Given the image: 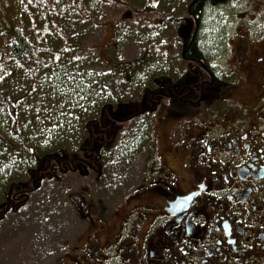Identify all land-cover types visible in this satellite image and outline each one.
I'll return each mask as SVG.
<instances>
[{
  "label": "flooded vegetation",
  "instance_id": "obj_1",
  "mask_svg": "<svg viewBox=\"0 0 264 264\" xmlns=\"http://www.w3.org/2000/svg\"><path fill=\"white\" fill-rule=\"evenodd\" d=\"M177 6L180 12L166 8V16L156 17L159 26L148 22L165 30L171 25L162 18L181 17L168 39L157 35V57L163 68L172 62L184 67L164 70L148 83L158 92L147 91V103L142 100L139 113L131 114L143 120V140L120 149L127 141L123 126L136 122L128 115L106 119L102 113L95 129L86 130L90 141L94 133L102 138L97 161L85 167L102 173L142 163L132 200L119 205L128 216L103 243L101 208L94 217L87 194H76L72 208L91 224L80 247L85 257L77 261L70 252L58 264H264V0H187ZM215 18H221L219 27L208 31ZM85 140L80 147L87 151Z\"/></svg>",
  "mask_w": 264,
  "mask_h": 264
},
{
  "label": "rangeland",
  "instance_id": "obj_2",
  "mask_svg": "<svg viewBox=\"0 0 264 264\" xmlns=\"http://www.w3.org/2000/svg\"><path fill=\"white\" fill-rule=\"evenodd\" d=\"M39 1L0 0V95L16 105L20 121V137L12 139L9 116L0 105V178L7 181L17 178L19 182L23 181L22 184L26 183V177L35 163L29 146L33 139L37 142L32 147L40 152L56 147H62L65 152L78 149L82 152L77 155V160L68 162L74 167L65 165V170L60 167L50 169L48 177H40L33 183L32 191L28 187L21 189L26 197L25 203L15 211L10 209L3 213L0 221V264H58L60 259L67 260L71 254L78 256L74 257L77 261L84 258L80 247L90 235L91 224L82 220L72 208L70 200L78 193L87 194V201L94 205V217L99 215L100 208L102 210L106 224L102 242L114 235L113 227L122 226L120 222L128 216L126 206L119 205L126 198L128 205L132 200L130 189L137 184L139 177H143L142 163L114 166L111 168L113 172L108 168L102 173L101 170L83 171V163L92 164V155L80 147L86 136V123L89 120L98 122L96 109L100 111L104 106L103 113L111 111L115 119L126 115L133 118L132 115L139 113L140 108L127 111L123 110V106L132 108L141 102L142 107V100L147 103L144 98L149 97L147 91L154 95L158 92V88L148 85L153 78L160 76L164 70L184 67L172 62L171 66L164 64L163 68L157 57L160 55L157 35L163 33L165 40L168 39L181 17L175 18L174 22L162 18L165 27L171 25L165 30L153 29L149 23L159 26L156 17L165 14L166 8L167 13L180 12L178 3L187 0H148L150 5L146 0H121L115 4L76 0L74 8L71 7L64 16L53 15L54 12L50 11V26L42 9L51 10L53 3L42 0L45 5L41 7L36 5ZM70 1L67 0V3ZM215 20L213 24L217 30L221 18ZM11 23L20 27L36 47L37 73L34 60H30L27 69H23L5 51V45L10 41L5 34ZM212 25L210 21L208 31L213 29ZM10 66L14 70H8ZM57 79L61 80L59 91L51 87V82ZM75 90H80L82 96L78 95L75 99L73 95L69 99ZM87 102H90L89 108ZM117 105L122 110L116 108ZM140 118H133L136 121L133 126H123L127 141L120 149L134 148L139 140H143L140 135L143 127L138 125L143 123ZM58 132L59 136L51 137L50 133L55 135ZM6 143L12 145L13 150ZM118 153L116 151L109 157L107 163L118 157ZM96 158L95 153L93 163ZM12 173L14 176H11ZM97 175L106 178L104 183L94 180ZM1 204L7 203L0 197ZM120 245L117 247L119 253L122 249ZM77 248L78 251L74 252ZM123 255L130 257L125 251ZM99 256L106 259L104 252Z\"/></svg>",
  "mask_w": 264,
  "mask_h": 264
},
{
  "label": "trees",
  "instance_id": "obj_3",
  "mask_svg": "<svg viewBox=\"0 0 264 264\" xmlns=\"http://www.w3.org/2000/svg\"><path fill=\"white\" fill-rule=\"evenodd\" d=\"M22 1H24V0H22ZM25 1L27 2L28 0H25ZM49 1L51 3H53V8H51V10L48 8L46 10L42 9V12L45 16V20L48 22V26H50V23H49L50 11L54 12L53 15L64 16L67 13V11L69 12L70 8L73 7L76 0H72L68 3H67V0H49ZM100 1L103 3H114V4L121 2V0H100ZM32 2H34V0H29V3H32ZM36 5L44 7L45 4L41 0V1L37 2ZM212 26L214 29V24ZM7 27H8V29H7V33L5 35L8 37V39L10 41L8 44L5 45V51H7V53L11 56V58L14 62L20 63V65L22 66L23 69H27L26 67H27V64L30 62V60H34V69L37 73L39 63H37V61H36V53H37V51L35 49L36 47L29 42L30 40L27 38V35L25 34V32L20 27H15L12 23H11V25H8ZM214 30H216V26H215ZM150 53H153V51L150 50ZM117 68L120 69V67H117ZM8 70L12 71V70H14V68H12L10 66V69H8ZM7 76H10V74H8ZM1 81H2V79L0 78V82ZM60 81L61 80L58 81V79H57L56 81L51 82V87L53 89L58 90V91L61 90V86L59 85ZM73 95H75L74 98L77 99L78 95L82 96V92L80 90H75V92L69 97V99H72ZM68 96H69V94H67V98H68ZM89 103L87 102V108H89ZM0 105L4 107V109L6 110L8 116H9L11 138L12 139H18L20 137V124H19L20 121H19V117L17 114L16 105L13 102L9 101L4 95H2V96L0 95ZM134 105L135 106L132 108L123 106L124 107L123 110L134 111L135 107L140 108V110H141V102L134 104ZM105 107L106 106L102 107L100 111L98 109H96V111L98 113V114H96L97 117H99L100 114H102L105 111ZM117 107L120 110H122L120 108L121 107L120 105H117ZM105 113H106V115H111V111H106ZM95 124H96L95 121L89 120L86 123L85 129L87 131L89 129H95ZM66 132H67V134H66V136H67L68 135V129L66 130ZM93 133L94 132H92V134ZM100 134L101 133H99V135L97 136V134L94 133L92 141H90V139H89V134L87 132L85 134L86 135L85 143L87 144V147H88V150L86 152H88L92 155L93 161L95 160V153H99L98 149L100 147V139L102 138L100 136ZM50 135H51V137H55V136H59L60 134L58 132L55 135L53 133H50ZM34 142H37V141L35 139L30 140L31 145H29V146H31V149H32L31 150V159H32V161L34 160L35 163H34V166L31 168V171L29 172L28 176L26 177V180H25L26 183H24V184H26V186L21 185L20 183L23 181L19 182L17 178H14V179L11 178L8 181L5 180V178L4 179L0 178V197H1V199L4 200V202L7 203V204H1L0 205V221H1V216L3 215V213H6L5 209L2 206L7 207V209L10 208L11 210L14 211V210L18 209V207L20 205L25 203L26 197L22 193L21 189H23V188L27 189V187H28V188H31V191H32L34 188L33 183L35 181L37 182L38 178L48 177L51 174L50 169L52 170L53 168L55 169L56 167H60L61 169L65 170V162H69V161L71 163L74 162V160H77V155L82 152V150L65 152V150L62 147H56L51 151L40 152V150L38 148L32 147V146H36ZM6 144H8L7 146L13 150L12 145L10 146L9 143H6ZM100 152H101V149H100ZM92 160H90L91 163H93ZM69 167H74V166L69 165ZM83 167H84V169H82L83 171L84 170L86 171L87 169L91 170L90 168H86L84 165H83ZM68 170H70V168ZM48 171H50V173L46 174ZM91 171L97 172V170L95 168H92ZM13 173H14V171H13ZM13 173L11 174V176H14Z\"/></svg>",
  "mask_w": 264,
  "mask_h": 264
}]
</instances>
